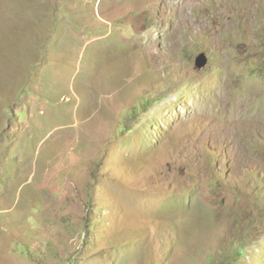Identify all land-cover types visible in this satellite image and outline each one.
Listing matches in <instances>:
<instances>
[{"label": "rangeland", "instance_id": "374dc122", "mask_svg": "<svg viewBox=\"0 0 264 264\" xmlns=\"http://www.w3.org/2000/svg\"><path fill=\"white\" fill-rule=\"evenodd\" d=\"M0 264H264V0H0Z\"/></svg>", "mask_w": 264, "mask_h": 264}, {"label": "water", "instance_id": "95a60500", "mask_svg": "<svg viewBox=\"0 0 264 264\" xmlns=\"http://www.w3.org/2000/svg\"><path fill=\"white\" fill-rule=\"evenodd\" d=\"M208 62L207 55L204 52H200L196 57H195V66L197 68H201L205 66Z\"/></svg>", "mask_w": 264, "mask_h": 264}, {"label": "bare ground", "instance_id": "6f19581e", "mask_svg": "<svg viewBox=\"0 0 264 264\" xmlns=\"http://www.w3.org/2000/svg\"><path fill=\"white\" fill-rule=\"evenodd\" d=\"M225 72H226V71H225ZM224 74H225V73H224ZM224 74H223V75H224ZM221 85H223V86H227V81L224 80V82H223ZM221 85H220V86H221ZM220 88H221V87H220ZM224 88H225V87H224ZM230 90H231V89H230ZM217 91H219V89H218ZM227 92H228V91H227ZM256 98H257V97H256ZM253 99H254V98H253ZM253 99H252V100H253ZM246 102H248V99L246 100Z\"/></svg>", "mask_w": 264, "mask_h": 264}]
</instances>
